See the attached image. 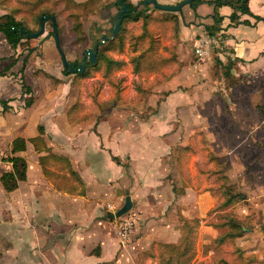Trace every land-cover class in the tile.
<instances>
[{
	"label": "crops",
	"instance_id": "crops-1",
	"mask_svg": "<svg viewBox=\"0 0 264 264\" xmlns=\"http://www.w3.org/2000/svg\"><path fill=\"white\" fill-rule=\"evenodd\" d=\"M117 1H104L107 9L88 16L82 7H62L58 23L68 61L72 50L85 51L102 36L91 42L85 20L108 13ZM204 1L180 12L151 8L148 36L142 23H127L123 49L105 51L121 66L108 70L101 62L83 78L65 73L54 39L13 48L0 33V46L9 49L0 54L6 155L0 161V264H131L130 253L153 248L159 264L162 245L180 242L185 220L199 219V232L213 206L224 201L221 186L239 188L231 175L244 166L238 155L264 136L258 111L264 106V0H249L251 15L239 24L230 20L231 7ZM66 10L68 27L61 20ZM217 12L224 50L192 64L187 44L194 40L196 56V40ZM74 14L81 15V41ZM154 25L170 29L165 52ZM67 37L73 38L68 46ZM217 58L231 66L235 84L219 73ZM211 65L223 87H216ZM18 139L25 148L15 152ZM14 157L26 162V179L9 192L2 177L14 172ZM127 197L139 220L124 246L109 214L121 209L112 202Z\"/></svg>",
	"mask_w": 264,
	"mask_h": 264
},
{
	"label": "rangeland",
	"instance_id": "rangeland-1",
	"mask_svg": "<svg viewBox=\"0 0 264 264\" xmlns=\"http://www.w3.org/2000/svg\"><path fill=\"white\" fill-rule=\"evenodd\" d=\"M33 0H0L2 7H0V16L5 13H13L17 16L18 19L26 20L29 23L32 20L33 11L29 8V2ZM81 1V0H76ZM115 2L116 0H112ZM143 0H130L134 5L142 7ZM61 6L59 8L66 9L64 3H59ZM148 8H154L149 6ZM15 10L18 11L15 13ZM117 14V8L115 5H112L108 13H104L99 16L91 17L84 22V28L88 36H90V41L93 42L92 38L98 40L101 35H109L110 28L113 24V17ZM68 15V11L64 12V16L61 17V20L64 21V18ZM66 27L69 25V21H64ZM29 27V26H28ZM97 28V29H96ZM37 28L35 27V30ZM169 27H163L159 25H154L153 32L156 36L159 37L161 48L164 49V52L168 50L165 46L167 40H169ZM50 27L46 25V31L43 36L36 39L35 41L49 40L53 41V37L50 34ZM200 32L199 30L196 33ZM73 38H68L66 40V46L68 42L72 41ZM194 40H189L188 42V51L189 57L192 61V64H200L199 59L193 54V44ZM37 42H34L35 45ZM54 43V42H53ZM32 45V46H33ZM92 45V43H90ZM92 47V46H91ZM90 47V48H91ZM9 49L6 47L0 46V54H6V51ZM71 52V61H76L82 57L84 51L83 47H78ZM201 66H204L201 65ZM212 69V65H211ZM209 70V74L216 82V87H223V84L220 85V82H224L213 77L214 71ZM202 71H204L202 69ZM207 74V76L209 75ZM205 77V73L202 74ZM209 75V76H210ZM205 82V81H204ZM220 85V86H219ZM224 87H226L224 85ZM228 90V89H226ZM217 93H219L217 91ZM221 93V92H220ZM252 141V140H251ZM250 142V141H249ZM249 146L246 149L247 154H241L242 161L244 166H236L232 171V181L237 182L239 188L238 193H242L245 201H240L238 204L231 207L228 212L223 214L221 210L218 209V201L212 208L209 215L204 218L203 224L199 230V235L197 236L198 240L196 243V255H195V264H263L264 260V136H261L259 142H250ZM241 161V160H240ZM242 174V176H239ZM215 187V186H214ZM125 201L120 200L118 202H112L115 207L122 208ZM232 215L239 219L244 226H246L249 231L244 236L235 239L227 240L222 245L217 246L213 241L220 234L224 233L225 229H215L212 224L222 223L220 216ZM211 227L212 229H209ZM214 231V232H213ZM211 251V254L209 252ZM129 257L131 258V264H156L157 263V254L155 248L148 250H140L139 252L133 251L130 253Z\"/></svg>",
	"mask_w": 264,
	"mask_h": 264
},
{
	"label": "trees",
	"instance_id": "trees-1",
	"mask_svg": "<svg viewBox=\"0 0 264 264\" xmlns=\"http://www.w3.org/2000/svg\"><path fill=\"white\" fill-rule=\"evenodd\" d=\"M106 0H86L85 3H76L74 0H33L31 3L29 2V8L32 13V20L28 25L26 20L18 19L16 15L13 13H5L0 16V33H2L11 47L16 48L19 45H22L24 42H31L33 39H26L23 31L27 30L28 32H37L40 29L41 18L46 15L55 16L57 21L58 33L61 39L60 33L61 29L58 23V16L62 14V9L59 8L61 6L59 3H64L67 7L73 8H83L84 14L82 16H88L94 14L96 11H102L107 9L109 5L104 7L103 2ZM144 1V0H143ZM142 7L138 5L132 4L130 1L128 2V6L131 8L130 13L125 16L122 29L120 33L114 40L108 41L105 44L101 45L98 52V61L96 65L88 66L83 74L77 73V75L81 78L88 76L90 70L96 69L99 67L101 62L105 63L108 70H112L114 68H119L121 63L114 61L110 58H107L105 55V51L118 49L122 50L124 46L125 39L127 37L128 28L127 23H142L143 24V36H148V24L151 20V15L149 14L148 8L143 4ZM204 0H192L190 4L193 9H196L199 5L203 4ZM216 9L221 8L223 6H229L233 9V13L230 16V20L234 24L242 23L240 21L241 17L244 15H251L248 3L249 0H215L211 2ZM115 6L120 10V6L118 1L115 3ZM0 7H2L0 3ZM18 12L15 10V13ZM19 13V12H18ZM74 20L73 31L79 36V41L83 39V31H82V23H81V15L74 14L71 15ZM114 19V18H113ZM214 24L212 26H206V33L209 36H214L221 31L220 24L223 21V18L218 15V12L213 16ZM257 20H262V18L257 17ZM51 31L50 34L53 36L52 32V23L50 21L47 22ZM247 24V22H244ZM29 26V27H28ZM35 27L37 28L35 30ZM20 29L23 31L21 32ZM141 60L140 57L135 59L138 63ZM216 66L219 69V73L223 75L226 79H228L231 85L235 84V80L232 77L230 70L231 66L228 64L222 63L220 59H216ZM66 73V71H65ZM260 118L264 120V106H260L258 108ZM25 148V141L18 139L14 142L13 151H23ZM14 172L7 173L2 177V182L7 191H14L18 188L19 182H22L26 179V162L21 159L14 157L11 159ZM221 193L224 201L219 205L218 209L223 211L226 208L238 204L243 200L240 193H238L237 189L233 186H228L224 183L221 186ZM223 221L220 224H213L215 228L225 229L226 231L220 234L215 240L214 243L217 246L222 245L227 240H235L238 239L249 231V229L242 224V222L236 217L229 216H221ZM201 221L199 219L194 220H185L182 226V238L177 244H166L162 245V249L159 255V264H193L195 255H196V243H197V234ZM204 264V263H202ZM212 264V263H211ZM228 264V263H223ZM264 264V260H263Z\"/></svg>",
	"mask_w": 264,
	"mask_h": 264
},
{
	"label": "water",
	"instance_id": "water-1",
	"mask_svg": "<svg viewBox=\"0 0 264 264\" xmlns=\"http://www.w3.org/2000/svg\"><path fill=\"white\" fill-rule=\"evenodd\" d=\"M130 0H119L118 4L120 6V10L118 13L114 16L112 27L110 28L109 35H102L99 39V41H96L91 48H87L82 53V57L78 59L77 61H68L66 54L62 48L59 33H58V27H57V21L55 16L46 15L41 18V25L40 29L37 32H28L27 30L23 31L20 29V31L24 33L26 39H38L41 36L45 34L46 31V25L47 22L50 21L52 23V32H53V39L55 41L57 50L61 56L62 65L66 71L67 74H83L87 67L96 65L98 61V52L101 45L104 43L114 40L117 35L120 33L122 29V23L130 11L131 8L128 6V2ZM192 3V0H184L183 2L177 4V5H162L158 3L157 0H144L143 4L147 7L153 6L155 9L164 11V12H180L186 5H190ZM133 207L132 201L130 197L126 198L124 206L117 211L116 213L109 214V219L115 220L117 218H120L124 216L126 213H128Z\"/></svg>",
	"mask_w": 264,
	"mask_h": 264
},
{
	"label": "built area",
	"instance_id": "built-area-1",
	"mask_svg": "<svg viewBox=\"0 0 264 264\" xmlns=\"http://www.w3.org/2000/svg\"><path fill=\"white\" fill-rule=\"evenodd\" d=\"M215 49L219 51L224 50V40L221 34L209 36L204 34L196 40L195 53L197 58L202 61L206 57L212 55ZM6 157L0 144V161ZM107 210L115 212L113 205L108 204ZM138 217L135 213L129 211L124 216L113 220L114 227L116 229L117 236L119 237L121 245L130 243L133 235L136 232L138 225Z\"/></svg>",
	"mask_w": 264,
	"mask_h": 264
}]
</instances>
